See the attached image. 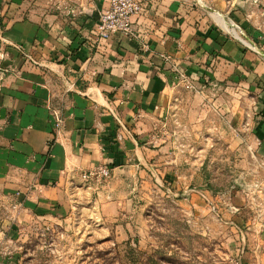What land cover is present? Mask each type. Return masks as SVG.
Instances as JSON below:
<instances>
[{
	"label": "crops",
	"instance_id": "obj_1",
	"mask_svg": "<svg viewBox=\"0 0 264 264\" xmlns=\"http://www.w3.org/2000/svg\"><path fill=\"white\" fill-rule=\"evenodd\" d=\"M142 1L137 37L90 48L105 0H0L2 66L14 70L0 91V230L61 212L83 172L141 162L139 127L163 114L178 71L254 92L250 135L264 163L263 41L252 48L235 37L230 27H248L228 9ZM252 230L240 234L241 264H264V215Z\"/></svg>",
	"mask_w": 264,
	"mask_h": 264
},
{
	"label": "rangeland",
	"instance_id": "obj_2",
	"mask_svg": "<svg viewBox=\"0 0 264 264\" xmlns=\"http://www.w3.org/2000/svg\"><path fill=\"white\" fill-rule=\"evenodd\" d=\"M195 1L236 12L248 28L231 33L264 44V0ZM179 72L163 114L139 127L143 160L83 172L61 212L0 230V264H241L240 234L264 215L254 92L210 74L186 89ZM99 168L108 176L83 179Z\"/></svg>",
	"mask_w": 264,
	"mask_h": 264
},
{
	"label": "built area",
	"instance_id": "obj_3",
	"mask_svg": "<svg viewBox=\"0 0 264 264\" xmlns=\"http://www.w3.org/2000/svg\"><path fill=\"white\" fill-rule=\"evenodd\" d=\"M105 6L98 13V18L94 23L90 32V48H93L101 41H105L114 35H120L126 38L137 37V31L134 27V17L140 15L143 12V1L142 0H105ZM237 28L235 25H233ZM5 43L4 40H1ZM8 45V44H7ZM19 52V54L26 60L33 62L26 53L23 52L18 45H9ZM9 58V54L0 50V91L3 86L4 77L8 73H12L14 70L9 67H3L2 62ZM168 61V58H165ZM179 79L186 89H194L193 80L184 72L178 73ZM58 120V124H59ZM107 177L108 170L105 168H99L95 171L83 175V179H89L90 177Z\"/></svg>",
	"mask_w": 264,
	"mask_h": 264
},
{
	"label": "bare ground",
	"instance_id": "obj_4",
	"mask_svg": "<svg viewBox=\"0 0 264 264\" xmlns=\"http://www.w3.org/2000/svg\"><path fill=\"white\" fill-rule=\"evenodd\" d=\"M215 18H216V20L218 21V23H220L223 27H225L226 25H225V23L223 22V20L219 17V16H217L216 14H215ZM231 31V30H230ZM233 32V31H232Z\"/></svg>",
	"mask_w": 264,
	"mask_h": 264
},
{
	"label": "trees",
	"instance_id": "obj_5",
	"mask_svg": "<svg viewBox=\"0 0 264 264\" xmlns=\"http://www.w3.org/2000/svg\"><path fill=\"white\" fill-rule=\"evenodd\" d=\"M166 260H167L166 262H168V259H166ZM164 262H165V260H164ZM164 262H163V263H164ZM168 263H169V262H168Z\"/></svg>",
	"mask_w": 264,
	"mask_h": 264
}]
</instances>
